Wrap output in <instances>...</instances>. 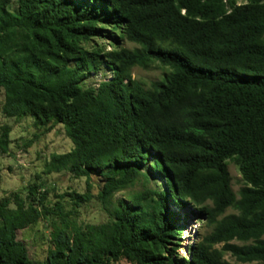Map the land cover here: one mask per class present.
Instances as JSON below:
<instances>
[{"label":"trees","instance_id":"obj_1","mask_svg":"<svg viewBox=\"0 0 264 264\" xmlns=\"http://www.w3.org/2000/svg\"><path fill=\"white\" fill-rule=\"evenodd\" d=\"M155 64L168 71L149 87L133 76ZM102 66L113 77L84 87ZM0 113L62 125L73 147L43 173L87 182L64 194L69 211L38 182L1 199L0 264H264V0H0ZM10 136L0 123V155ZM94 177L108 219L79 223ZM172 206L206 228L187 256ZM41 219L51 246L36 261L17 231Z\"/></svg>","mask_w":264,"mask_h":264},{"label":"rangeland","instance_id":"obj_2","mask_svg":"<svg viewBox=\"0 0 264 264\" xmlns=\"http://www.w3.org/2000/svg\"><path fill=\"white\" fill-rule=\"evenodd\" d=\"M123 45L129 48L136 47V44L124 40ZM109 47V46H108ZM168 71L167 68L155 64L150 69L134 67L133 76L149 87L153 81L160 80ZM113 77V71L107 66H102L99 71L92 72L83 83L84 87L95 86L102 80H109ZM0 123L8 124L11 127L10 152L0 155V200L11 197L14 193H27V187L35 182L43 183V187L49 191L48 200L54 204L61 200L65 210H72L73 200L70 196H65L69 192L80 194L87 192V182L84 177L75 178L69 172L43 173L44 164L53 153H64L69 151L73 144L67 137L62 125H56L52 130L45 131L38 127L31 116L21 118L6 117L0 113ZM231 176V186L235 193L243 186L242 174L238 166L231 160L227 162ZM38 175L40 176L38 178ZM164 180L157 174H152V181L148 183L151 188H162ZM97 177L93 178V188L91 193L93 198L90 202L82 204L78 208L77 221L79 223H100L108 219L100 202L96 199L99 190ZM143 183L137 181L133 186L117 192L115 198H129V195L142 190ZM59 195H64L60 198ZM179 219L178 226L181 227L178 248V256H187L188 249L197 241L206 230L198 212H192L191 208H174ZM228 210L227 212H231ZM48 221L41 219L35 225L17 231L19 240H22L33 260L43 261L47 256L50 243V230ZM264 238V236H263ZM238 244L241 242L235 241ZM226 259L235 262L230 254L225 255ZM116 264H132L122 260ZM257 264V262L239 263Z\"/></svg>","mask_w":264,"mask_h":264}]
</instances>
